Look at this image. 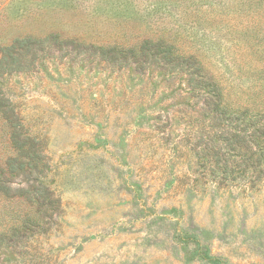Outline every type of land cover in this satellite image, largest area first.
Returning a JSON list of instances; mask_svg holds the SVG:
<instances>
[{
    "label": "rangeland",
    "instance_id": "rangeland-1",
    "mask_svg": "<svg viewBox=\"0 0 264 264\" xmlns=\"http://www.w3.org/2000/svg\"><path fill=\"white\" fill-rule=\"evenodd\" d=\"M0 62V176L28 186L44 146L60 199L0 194V232L32 220L0 264H264V185L179 182L216 112L264 114V0H0Z\"/></svg>",
    "mask_w": 264,
    "mask_h": 264
},
{
    "label": "trees",
    "instance_id": "trees-1",
    "mask_svg": "<svg viewBox=\"0 0 264 264\" xmlns=\"http://www.w3.org/2000/svg\"><path fill=\"white\" fill-rule=\"evenodd\" d=\"M28 42L30 45L31 40ZM45 42V40L38 41L33 39L32 45L37 43L40 47L35 49L44 50L42 44H45ZM71 44L79 49L85 48L81 44ZM153 45L156 47L154 54L157 57L160 54V47H163L165 43L157 41ZM166 46L167 49L163 50V53L166 52L165 59L170 50L169 44H166ZM20 47L27 51L30 49V46L26 44V40L20 43ZM37 54L35 53L34 55L36 56ZM173 61L175 62L174 58L168 59V62ZM170 66L175 68L177 64H171ZM3 68L4 66L0 62V71ZM213 105L216 110L223 107L221 100L215 102ZM222 109V111L219 110L210 118V127L220 128L221 131L215 133V136L211 139V145H207V147L198 151L199 158L193 177L191 178L184 174L179 182L181 185H188L196 191H204L209 184H212L218 190L239 189L243 192L259 190L264 185V114L255 117L248 116L246 113L228 115L226 109ZM0 111L3 118L11 122L10 118L14 116V111L10 103H8V99L2 93L1 88ZM14 136L16 135L13 133L12 137ZM28 140L32 146H36V138H18L16 142L19 147H24ZM43 147L41 146L42 149ZM41 151H35L33 155L34 163H32L33 166H31L30 170H23V167L20 169L23 172H18V174H23V178L28 186L13 190L10 180L0 176V194L5 195L8 199H14V197L18 196L17 198H20V200L24 199L29 204L35 202L37 206H48L50 209L55 208V210H59L60 199H54L53 192L41 180V175L45 173L47 165L42 160ZM25 154L27 157H31L32 155L31 153ZM8 159H11V157ZM24 164V162L23 164L21 163V166ZM29 223L31 224L32 220L30 221V218L27 216L20 226L10 229L12 234L8 235L6 234L7 231H1L0 246L7 242L10 244L14 243L17 232L27 227Z\"/></svg>",
    "mask_w": 264,
    "mask_h": 264
}]
</instances>
